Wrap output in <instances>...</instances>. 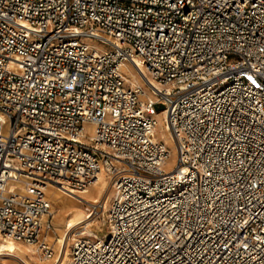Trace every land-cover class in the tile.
<instances>
[{"label": "built area", "instance_id": "2783aa9c", "mask_svg": "<svg viewBox=\"0 0 264 264\" xmlns=\"http://www.w3.org/2000/svg\"><path fill=\"white\" fill-rule=\"evenodd\" d=\"M103 170L71 264H264V0H0V241L54 258L46 187Z\"/></svg>", "mask_w": 264, "mask_h": 264}, {"label": "bare ground", "instance_id": "6f19581e", "mask_svg": "<svg viewBox=\"0 0 264 264\" xmlns=\"http://www.w3.org/2000/svg\"><path fill=\"white\" fill-rule=\"evenodd\" d=\"M127 66H130V68L132 67L129 63H127ZM130 75L134 82H141L142 84V81L140 80L141 76H139L135 70H133ZM163 114L164 113L161 112V114L159 113L158 115L161 117ZM164 140L174 146V141L172 140L169 132L166 133ZM110 176V172H106L104 170L101 171L95 183L83 191L82 194H84L85 197L91 198L89 204L100 202L105 198L112 185ZM48 191L50 192V197ZM46 192L54 210L58 208L59 211H62L61 213L64 211H69L71 214L68 218H61L58 216L59 214H56L55 217V222L57 225L65 226V229L62 231V235L58 236L60 248H62V251L65 253L63 256V263L71 264L72 257L71 252L68 249V246H70L71 242L76 238L77 235L91 236L93 233L91 234L87 232L86 229H90L92 226L101 227L103 224L100 222H95L96 219H91V214H86L84 212L81 202L84 203L86 199L82 195H76L75 190L63 189L56 185H48L46 187ZM74 228L76 229L74 230ZM71 231L72 233H70ZM95 233L96 236H101V234L97 231H95ZM34 247L36 248L35 245H27L26 247H22L21 244L13 240L2 241L0 242V264H12L13 262L11 260L13 258H11V256L22 259V261H24L26 264H33L31 259L34 258Z\"/></svg>", "mask_w": 264, "mask_h": 264}, {"label": "rangeland", "instance_id": "374dc122", "mask_svg": "<svg viewBox=\"0 0 264 264\" xmlns=\"http://www.w3.org/2000/svg\"><path fill=\"white\" fill-rule=\"evenodd\" d=\"M124 69L129 74H131L133 70H135L136 73H138V71L135 68L132 69V67L130 68V66H126V68H124ZM138 75L141 76L139 73H138ZM141 78H140V80L144 84L145 88L148 89V94L151 95L152 98H155V96L153 95V93L150 90V88H148V86H147L144 78L143 77H141ZM158 121H159L158 122L159 123L158 134H159V136H160L161 139H164L166 133H168V130L166 129V126H165L166 123L164 122V114L161 115V117H159V115H158ZM91 129H92V127L89 126L88 130H91ZM167 144L171 148V157H170V161L168 162V164L166 165V167L169 168V169H171V168H173L175 166V164L177 162V159H176L177 158V150H176L175 142H174V146H172L168 142H167ZM93 184H91V186ZM48 193H49V197H50V192L48 191ZM82 193L83 192L75 191V194L76 195H82L86 199V201L84 203L81 202V204H82V206L84 208V212L86 214H91L92 215V218L91 219H96L95 222H100V223L103 224L101 227H93L92 226V227H90V229H86V231L89 232V233H91V234L93 233L92 235H96L95 231H97L98 233L101 234V236H103L108 231L107 215L105 213L102 214V210L101 209L99 210V212L98 211L96 212V210L93 211V212L90 211L88 208H89V201H91V198L85 197L84 194H82ZM111 193H112V188L109 189V192L107 193V195L105 196V198L102 201L107 200L109 198V196L111 195ZM52 211H53V216H54V219H53V223L54 224H53V229L50 232V234L53 237L51 236V238L49 237L48 239H49V241H50V243H51V245L53 247V250L55 252V256L52 259L45 258V256L43 255V253H41L40 251L37 252L36 251V248L34 247V258L31 259L33 264H64L63 263V256H64L65 253L62 251V248H60V245L58 243V236H61L62 235V231L65 229L64 228L65 226H63V225H60V226L57 225V223L55 222V217H56V214L57 215L59 214L58 216H60L61 218H68V217H70L71 214L69 213V211H64L63 213H61L62 211H59L58 208H56V210H54L52 208ZM75 229L76 228H74V230ZM79 229H82V228H79ZM74 230H72V231H74ZM72 231L70 233H72ZM82 236H84V235H77L76 238L82 237ZM75 239L71 242L70 246H68L69 251L71 250V247H72ZM2 241H5V240H2ZM2 241H0V242H2ZM17 243L21 244L22 247H26L27 245H29V244L24 243V242H17ZM11 258H13L11 260L13 262L12 264H26L24 261H22V259H20L18 257L11 256Z\"/></svg>", "mask_w": 264, "mask_h": 264}, {"label": "crops", "instance_id": "0c3cea01", "mask_svg": "<svg viewBox=\"0 0 264 264\" xmlns=\"http://www.w3.org/2000/svg\"><path fill=\"white\" fill-rule=\"evenodd\" d=\"M48 234H49V235H48V238H49V237L51 238L52 235L50 234V232H49Z\"/></svg>", "mask_w": 264, "mask_h": 264}]
</instances>
